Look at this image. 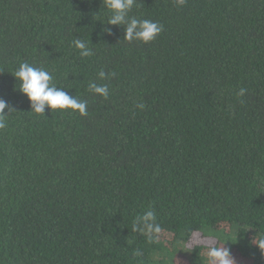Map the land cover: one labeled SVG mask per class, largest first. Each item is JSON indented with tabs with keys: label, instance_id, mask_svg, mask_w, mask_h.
I'll return each mask as SVG.
<instances>
[{
	"label": "trees",
	"instance_id": "obj_1",
	"mask_svg": "<svg viewBox=\"0 0 264 264\" xmlns=\"http://www.w3.org/2000/svg\"><path fill=\"white\" fill-rule=\"evenodd\" d=\"M110 16L0 0V264H209L214 242L264 264V0H134L130 17L162 26L147 43ZM22 62L87 114L32 112Z\"/></svg>",
	"mask_w": 264,
	"mask_h": 264
},
{
	"label": "clouds",
	"instance_id": "obj_2",
	"mask_svg": "<svg viewBox=\"0 0 264 264\" xmlns=\"http://www.w3.org/2000/svg\"><path fill=\"white\" fill-rule=\"evenodd\" d=\"M183 2L184 0H178V3L182 4ZM104 4L111 11L107 24L123 26V38L129 42L139 40L147 43L162 31V26L157 22L129 16L134 0H104ZM73 45L80 50L82 56L91 54V50L88 49L83 40L74 39ZM12 75L17 81L16 90L27 98L32 112L43 115L45 109L48 108L50 110L71 109L80 115L87 114V102L78 100L76 97L70 96L63 88L52 85V75L45 68L22 62ZM99 76L103 78L105 73L101 71ZM88 90L104 98L108 97L107 85L90 82ZM243 93L244 89H241L239 94L243 95ZM5 108H8L9 112L12 111L6 101L0 99V127H4L3 117L6 115L3 112ZM140 221L145 224L149 231H160L159 225L154 223L155 214L152 211L146 212ZM216 243L218 242H214L208 250L209 264H234L230 251L227 248H222L221 244L217 247Z\"/></svg>",
	"mask_w": 264,
	"mask_h": 264
},
{
	"label": "rangeland",
	"instance_id": "obj_3",
	"mask_svg": "<svg viewBox=\"0 0 264 264\" xmlns=\"http://www.w3.org/2000/svg\"><path fill=\"white\" fill-rule=\"evenodd\" d=\"M211 242H212V241L210 240L209 245H211ZM212 244H213V243H212Z\"/></svg>",
	"mask_w": 264,
	"mask_h": 264
}]
</instances>
